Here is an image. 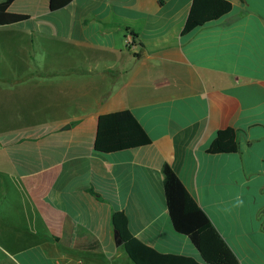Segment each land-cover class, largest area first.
Returning <instances> with one entry per match:
<instances>
[{
	"label": "crops",
	"instance_id": "crops-1",
	"mask_svg": "<svg viewBox=\"0 0 264 264\" xmlns=\"http://www.w3.org/2000/svg\"><path fill=\"white\" fill-rule=\"evenodd\" d=\"M230 2L190 32L194 0H15L0 10V95H29L17 126L0 129V264H135L117 211L145 244L202 260L173 227L165 165L239 264H264V0ZM126 109L152 143L96 150L99 117ZM228 127L240 150L210 154ZM237 195L243 206L224 212Z\"/></svg>",
	"mask_w": 264,
	"mask_h": 264
},
{
	"label": "trees",
	"instance_id": "trees-1",
	"mask_svg": "<svg viewBox=\"0 0 264 264\" xmlns=\"http://www.w3.org/2000/svg\"><path fill=\"white\" fill-rule=\"evenodd\" d=\"M14 1L0 2V10H7ZM231 8L230 0H194L184 32H190L207 22L221 18L229 13ZM239 135V130L233 127L221 129L208 152L210 154L238 152ZM151 143V136L131 110L106 113L99 117L96 150L110 153ZM164 174L167 206L173 227L191 239L200 251L202 260L182 254L163 253L145 244L130 231L128 215L123 211H117L113 215V222L132 261L135 264H239L233 251L176 172L169 165H165ZM96 246L97 241L94 247Z\"/></svg>",
	"mask_w": 264,
	"mask_h": 264
},
{
	"label": "rangeland",
	"instance_id": "rangeland-1",
	"mask_svg": "<svg viewBox=\"0 0 264 264\" xmlns=\"http://www.w3.org/2000/svg\"><path fill=\"white\" fill-rule=\"evenodd\" d=\"M29 104V95L24 92H12L10 90L2 91L0 95V116L3 117V122L0 119V129L17 126V117L21 111L27 109ZM15 122V123H14Z\"/></svg>",
	"mask_w": 264,
	"mask_h": 264
},
{
	"label": "clouds",
	"instance_id": "clouds-1",
	"mask_svg": "<svg viewBox=\"0 0 264 264\" xmlns=\"http://www.w3.org/2000/svg\"><path fill=\"white\" fill-rule=\"evenodd\" d=\"M243 204H244L243 198L240 195H237L235 197V202L232 204V206L231 207H225L223 209V211L226 212V213H230L233 208L242 207Z\"/></svg>",
	"mask_w": 264,
	"mask_h": 264
},
{
	"label": "built area",
	"instance_id": "built-area-1",
	"mask_svg": "<svg viewBox=\"0 0 264 264\" xmlns=\"http://www.w3.org/2000/svg\"><path fill=\"white\" fill-rule=\"evenodd\" d=\"M126 42H127L128 47H131L132 44H133V39L128 38V39L126 40Z\"/></svg>",
	"mask_w": 264,
	"mask_h": 264
},
{
	"label": "water",
	"instance_id": "water-1",
	"mask_svg": "<svg viewBox=\"0 0 264 264\" xmlns=\"http://www.w3.org/2000/svg\"><path fill=\"white\" fill-rule=\"evenodd\" d=\"M119 240H120V242H121V241H123V239H122V237H121V236H119Z\"/></svg>",
	"mask_w": 264,
	"mask_h": 264
}]
</instances>
